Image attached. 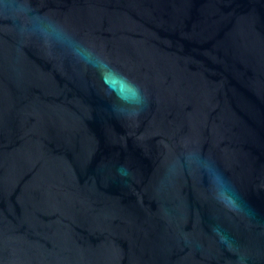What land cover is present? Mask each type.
<instances>
[{"label":"water","instance_id":"95a60500","mask_svg":"<svg viewBox=\"0 0 264 264\" xmlns=\"http://www.w3.org/2000/svg\"><path fill=\"white\" fill-rule=\"evenodd\" d=\"M29 2L144 101L0 19V264H264V0Z\"/></svg>","mask_w":264,"mask_h":264},{"label":"clouds","instance_id":"9594fccd","mask_svg":"<svg viewBox=\"0 0 264 264\" xmlns=\"http://www.w3.org/2000/svg\"><path fill=\"white\" fill-rule=\"evenodd\" d=\"M21 3L22 0H0V19L9 21L21 34L25 31L30 32L51 53L55 54L56 52H60L85 69L91 68L97 71L101 76L102 82L105 83L106 87H109L111 93L115 94V91L108 86L107 80L105 79L106 75L123 80L130 86L136 88L137 94L141 97V101H144L138 85H135L127 76L112 67L104 56L74 36L55 19L48 17L47 22L33 23L31 28L21 26L17 15V10L21 8ZM23 11L29 16L38 17L40 15V13L34 11L29 0L27 7ZM117 99L121 98L117 96Z\"/></svg>","mask_w":264,"mask_h":264}]
</instances>
